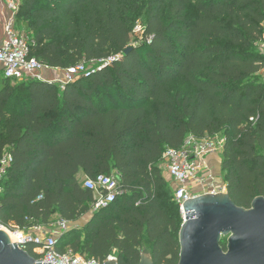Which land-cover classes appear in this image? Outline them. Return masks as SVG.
<instances>
[{"label": "trees", "instance_id": "obj_1", "mask_svg": "<svg viewBox=\"0 0 264 264\" xmlns=\"http://www.w3.org/2000/svg\"><path fill=\"white\" fill-rule=\"evenodd\" d=\"M37 1L21 0L15 17L32 33L29 57L61 70L118 58L63 89L0 78V157L12 158L3 227L91 214L58 237L59 253L138 264L145 241L153 264H177L183 218L159 164L188 136L223 135L222 181L236 206L264 197V0ZM139 16L142 39L130 46ZM175 81L187 92L172 90ZM98 175L115 176L122 196L93 211L81 181Z\"/></svg>", "mask_w": 264, "mask_h": 264}, {"label": "built area", "instance_id": "obj_2", "mask_svg": "<svg viewBox=\"0 0 264 264\" xmlns=\"http://www.w3.org/2000/svg\"><path fill=\"white\" fill-rule=\"evenodd\" d=\"M21 0H0V10L3 14V38L0 42V78L11 83L23 81H45V71H52L35 58L29 57V41L16 32L15 17L19 10ZM134 31L141 32L142 28L136 26ZM256 46L264 56V29ZM118 56L92 62L95 66H105L113 62ZM86 62L65 69L62 78L52 80L49 83H60L61 89L74 80L93 73L87 71ZM264 73V66L262 68ZM252 121V120H251ZM223 141H215L208 138H196L188 136L180 149L167 148L162 154L159 167L172 183L173 200L179 207L183 218L182 205L184 202L201 195L225 194L226 186L223 181H218L212 171L206 166L208 156L221 154ZM12 158L7 151L0 157V184L10 166ZM83 189L93 194V211L106 207L122 196L119 184L115 176L98 175L93 179L84 177L81 181ZM198 188V190H196ZM1 190V186H0ZM41 199V196L37 200ZM32 204V203H31ZM72 226L64 221H57L58 231L52 233L40 232V227H32L26 230H9L0 224V230L8 236L12 233L15 237L14 244L24 251L31 248L37 260L44 264H104L106 261H116L115 253L110 254L104 261L87 258L68 249L63 253L56 250L58 237L70 230Z\"/></svg>", "mask_w": 264, "mask_h": 264}, {"label": "water", "instance_id": "obj_3", "mask_svg": "<svg viewBox=\"0 0 264 264\" xmlns=\"http://www.w3.org/2000/svg\"><path fill=\"white\" fill-rule=\"evenodd\" d=\"M182 210L177 264H264V197L244 209L227 193L201 195L184 202ZM222 238H226L225 251ZM12 242L17 241L0 230V264H44ZM138 264L153 262L142 254Z\"/></svg>", "mask_w": 264, "mask_h": 264}, {"label": "rangeland", "instance_id": "obj_4", "mask_svg": "<svg viewBox=\"0 0 264 264\" xmlns=\"http://www.w3.org/2000/svg\"><path fill=\"white\" fill-rule=\"evenodd\" d=\"M59 2H61V0H38L36 2L35 7H43L45 6V8H47V6H51V5H58ZM135 26H140L143 30V20L142 17H138L137 20L134 23L131 35H130V46H136L140 40L142 39V31L138 32V31H133L135 28ZM16 32L20 35H22L26 40L29 41V39L31 38V32L27 29V26L24 24L23 25H18V27L16 28ZM257 51L261 52L259 50V48L257 47ZM96 66L90 62H87L86 64V69L87 71H91L93 68H95ZM45 73H48V71H45ZM50 75V74H49ZM49 75H45V80H53V77L49 76ZM47 77V78H46ZM56 85L61 88V84L60 83H56ZM172 90H179L181 93H185L187 92V87L183 84H181L179 81H175V83L172 84L171 86ZM3 132L2 128H0V134ZM211 139L215 140V141H223V135L219 134V135H215V136H208ZM164 178H167V175L165 173H163ZM223 174L220 176V178L222 179ZM81 178V177H80ZM166 184H167V188L170 190L171 194H173V188H172V183L168 182L167 179L165 180ZM86 215L82 216L79 220L73 222L72 224H70L71 226H73L74 228H80L82 226V224L84 223L85 219H86ZM55 219V217H53ZM42 232L48 234V233H52V232H56L58 231L56 228V222L50 224L49 226H45V227H40ZM226 240V238H223ZM146 255L148 257H150V251H149V245L147 244V242L143 241L141 244V255Z\"/></svg>", "mask_w": 264, "mask_h": 264}, {"label": "crops", "instance_id": "obj_5", "mask_svg": "<svg viewBox=\"0 0 264 264\" xmlns=\"http://www.w3.org/2000/svg\"><path fill=\"white\" fill-rule=\"evenodd\" d=\"M2 38H3V14L1 13V10H0V42H1ZM62 72H63V70L56 69V70L49 71L48 73H45L44 75L47 76L50 74L49 76L53 77V80H57V79L59 80L62 78ZM48 82H52V80H48ZM53 83H55V82H53ZM204 138H208V136H205ZM205 164L212 171V173L216 177L219 178L218 181H221L222 180L220 178V176L222 175L221 154H214V155L208 156L205 160ZM166 179L168 182H171L170 179L168 178V176ZM196 190H198V188H196ZM86 216L87 217H86L84 223L82 224V226L80 228L84 227L91 218V214H87ZM40 232H42V230H40Z\"/></svg>", "mask_w": 264, "mask_h": 264}, {"label": "bare ground", "instance_id": "obj_6", "mask_svg": "<svg viewBox=\"0 0 264 264\" xmlns=\"http://www.w3.org/2000/svg\"><path fill=\"white\" fill-rule=\"evenodd\" d=\"M9 237L12 238L15 241V237H14V235L12 233H9ZM12 243H14V242H12Z\"/></svg>", "mask_w": 264, "mask_h": 264}]
</instances>
